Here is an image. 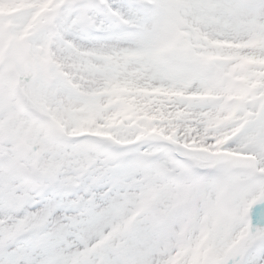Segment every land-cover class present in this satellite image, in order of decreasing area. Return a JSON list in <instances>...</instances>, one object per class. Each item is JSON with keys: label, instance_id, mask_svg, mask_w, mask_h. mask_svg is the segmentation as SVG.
Returning <instances> with one entry per match:
<instances>
[{"label": "snow or ice", "instance_id": "6c2138e0", "mask_svg": "<svg viewBox=\"0 0 264 264\" xmlns=\"http://www.w3.org/2000/svg\"><path fill=\"white\" fill-rule=\"evenodd\" d=\"M0 264H264V0H0Z\"/></svg>", "mask_w": 264, "mask_h": 264}]
</instances>
